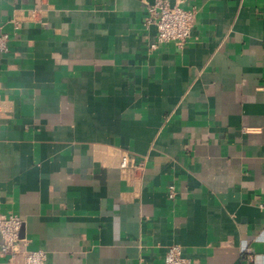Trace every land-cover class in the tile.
Listing matches in <instances>:
<instances>
[{
  "label": "crops",
  "instance_id": "crops-1",
  "mask_svg": "<svg viewBox=\"0 0 264 264\" xmlns=\"http://www.w3.org/2000/svg\"><path fill=\"white\" fill-rule=\"evenodd\" d=\"M153 2L0 0V213L45 264H264V0L156 49Z\"/></svg>",
  "mask_w": 264,
  "mask_h": 264
},
{
  "label": "built area",
  "instance_id": "built-area-1",
  "mask_svg": "<svg viewBox=\"0 0 264 264\" xmlns=\"http://www.w3.org/2000/svg\"><path fill=\"white\" fill-rule=\"evenodd\" d=\"M183 0H176L175 4L171 0H154L148 6L145 24L147 27L155 26L156 42L151 45V49H156L161 43L174 42L178 47L183 48L192 35L194 28L196 11L182 7ZM18 28V25H16ZM10 35L0 34V54L9 51ZM120 167L123 171L140 170L144 168V163H134L128 153L122 156ZM169 197H176V188L169 186ZM264 209V201L260 204ZM23 220L14 213H0V253L10 259L22 257L24 264H45L46 253L42 250H30L29 241L19 235ZM165 264H192L191 260L183 256L180 245H171L166 248L164 254Z\"/></svg>",
  "mask_w": 264,
  "mask_h": 264
}]
</instances>
